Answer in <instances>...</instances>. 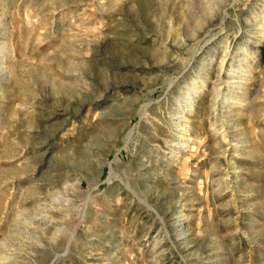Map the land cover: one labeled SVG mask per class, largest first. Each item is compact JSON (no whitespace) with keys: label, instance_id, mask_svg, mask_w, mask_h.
I'll use <instances>...</instances> for the list:
<instances>
[{"label":"rangeland","instance_id":"obj_1","mask_svg":"<svg viewBox=\"0 0 264 264\" xmlns=\"http://www.w3.org/2000/svg\"><path fill=\"white\" fill-rule=\"evenodd\" d=\"M0 264H264V0H0Z\"/></svg>","mask_w":264,"mask_h":264},{"label":"bare ground","instance_id":"obj_2","mask_svg":"<svg viewBox=\"0 0 264 264\" xmlns=\"http://www.w3.org/2000/svg\"><path fill=\"white\" fill-rule=\"evenodd\" d=\"M245 58H248V56H246ZM226 59H222V61H221V63H220V69H225V64H226ZM240 62V61H239ZM243 62V61H242ZM236 63V62H235ZM231 67V69H240V67H238V66H235V64H232V66H230ZM242 69V68H241ZM235 72V71H234ZM236 73V72H235ZM239 74V73H238ZM236 79V78H235ZM232 80L233 81H231V82H229V84L231 85V86H234V85H236V84H238V82H236V81H234V78H232ZM229 88H231V87H229ZM232 88H234V87H232ZM235 88H237V87H235ZM197 91V90H196ZM217 92V91H216ZM215 92V93H216ZM227 95L228 94H224V96L225 97H227ZM190 97H191V94H188V96H187V100L189 99L190 100ZM218 97H219V95H218ZM230 98V97H229ZM188 100V101H189ZM187 101V102H188ZM133 102V101H132ZM216 103V102H215ZM225 105V104H224ZM105 113V112H104ZM106 114V113H105ZM177 119H178V117H177ZM179 123H181L180 121H179ZM181 139V141H183L182 143V145H183V147H184V144L188 141L187 140V138H185L184 136L183 137H181L180 138Z\"/></svg>","mask_w":264,"mask_h":264}]
</instances>
